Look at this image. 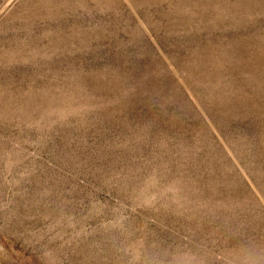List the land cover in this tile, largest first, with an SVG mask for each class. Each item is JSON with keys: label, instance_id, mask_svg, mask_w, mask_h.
<instances>
[{"label": "rangeland", "instance_id": "obj_1", "mask_svg": "<svg viewBox=\"0 0 264 264\" xmlns=\"http://www.w3.org/2000/svg\"><path fill=\"white\" fill-rule=\"evenodd\" d=\"M0 264H264V0H0Z\"/></svg>", "mask_w": 264, "mask_h": 264}]
</instances>
